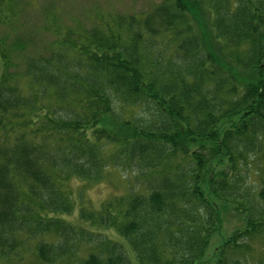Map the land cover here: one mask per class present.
Masks as SVG:
<instances>
[{"label":"trees","instance_id":"trees-1","mask_svg":"<svg viewBox=\"0 0 264 264\" xmlns=\"http://www.w3.org/2000/svg\"><path fill=\"white\" fill-rule=\"evenodd\" d=\"M201 2L215 57L182 0L117 15L112 28L52 26L22 69L11 58L20 38L0 36V264H74L94 235L85 224L106 240L78 264H198L219 222L212 201L246 214L244 235L260 230L264 0ZM17 11L0 0V24ZM119 166L135 179L128 195L96 210L79 187L74 199L73 181ZM75 212L78 224L62 218ZM247 241L225 242L206 264H251L231 257Z\"/></svg>","mask_w":264,"mask_h":264},{"label":"rangeland","instance_id":"rangeland-1","mask_svg":"<svg viewBox=\"0 0 264 264\" xmlns=\"http://www.w3.org/2000/svg\"><path fill=\"white\" fill-rule=\"evenodd\" d=\"M17 5V15L7 24H0V36L7 37L9 42H13L18 36L20 41L16 44L17 50L11 55L13 64L22 69L27 57H36L42 48L49 45L54 34L50 32L52 26L59 28L60 31L71 30L73 32L90 31L93 28H101L106 24L113 27L111 19L113 17H140L151 11L163 0H14ZM182 6L193 29L201 35V41L211 56H216L218 51L213 44V34L209 28L208 13L201 0H182ZM49 30V31H48ZM162 42L167 44V56L173 50L174 42L171 41L169 34L159 37ZM113 149L107 153H113ZM257 161L263 168L264 173V147L257 154ZM253 169V165H251ZM136 169H132L135 171ZM135 173V172H134ZM253 179V178H252ZM250 179V181H253ZM135 179L130 173V169H106L100 173L97 183H90L82 186V182L73 181L72 188L82 190V200L88 208L96 210L99 206L113 198H121L134 190ZM249 185V182L245 184ZM82 186V187H81ZM245 188V186H244ZM77 193L74 194V199ZM76 201V200H75ZM212 201V200H211ZM214 210L218 211L219 222L216 223L209 240V246L198 264H206L215 260L223 244L232 239H248L242 248V252L231 256L235 261L246 259V263L264 264V222L260 225V230L249 232L244 235V229L248 228L245 224V213L236 210L233 205H226L212 201ZM73 208H77L75 204ZM76 210V209H75ZM66 222L78 224L77 213L62 217ZM90 230L94 235L92 239L81 242L75 249L74 264L82 259L90 251H96V242H105L104 235L97 228L93 229L88 225L83 226ZM91 228V229H89ZM48 237L47 239H49ZM95 238V239H94ZM72 239V236L68 237ZM92 240V241H91ZM109 240V241H108ZM108 242L121 243L120 239H108ZM84 241V240H83ZM95 241V242H94ZM91 242V243H90ZM242 243V242H241ZM95 244V246H94ZM240 244V243H239ZM72 245V244H71ZM71 245L68 244V247ZM68 264V263H67Z\"/></svg>","mask_w":264,"mask_h":264}]
</instances>
